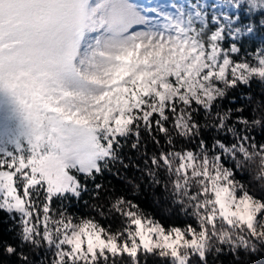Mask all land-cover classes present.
Instances as JSON below:
<instances>
[{"label":"snow or ice","instance_id":"6c2138e0","mask_svg":"<svg viewBox=\"0 0 264 264\" xmlns=\"http://www.w3.org/2000/svg\"><path fill=\"white\" fill-rule=\"evenodd\" d=\"M257 254L264 0H0V264Z\"/></svg>","mask_w":264,"mask_h":264},{"label":"trees","instance_id":"16d2710c","mask_svg":"<svg viewBox=\"0 0 264 264\" xmlns=\"http://www.w3.org/2000/svg\"><path fill=\"white\" fill-rule=\"evenodd\" d=\"M253 91H260L259 88L256 87V85H253ZM243 90H241V95L243 96ZM254 136H257V138H259V131L254 132L253 133ZM109 179H112L111 177H109ZM219 264H222V262H219ZM253 264H264V257H261L259 254H257L254 258H253Z\"/></svg>","mask_w":264,"mask_h":264}]
</instances>
